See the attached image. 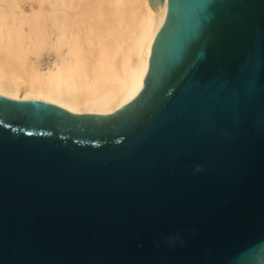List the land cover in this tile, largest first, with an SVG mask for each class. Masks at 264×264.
<instances>
[{
    "label": "water",
    "instance_id": "95a60500",
    "mask_svg": "<svg viewBox=\"0 0 264 264\" xmlns=\"http://www.w3.org/2000/svg\"><path fill=\"white\" fill-rule=\"evenodd\" d=\"M149 50L109 114L0 94V264H264V0H168Z\"/></svg>",
    "mask_w": 264,
    "mask_h": 264
},
{
    "label": "bare ground",
    "instance_id": "6f19581e",
    "mask_svg": "<svg viewBox=\"0 0 264 264\" xmlns=\"http://www.w3.org/2000/svg\"><path fill=\"white\" fill-rule=\"evenodd\" d=\"M167 13L168 0H0V94L115 112L142 88Z\"/></svg>",
    "mask_w": 264,
    "mask_h": 264
},
{
    "label": "rangeland",
    "instance_id": "374dc122",
    "mask_svg": "<svg viewBox=\"0 0 264 264\" xmlns=\"http://www.w3.org/2000/svg\"><path fill=\"white\" fill-rule=\"evenodd\" d=\"M45 57V56H44Z\"/></svg>",
    "mask_w": 264,
    "mask_h": 264
}]
</instances>
